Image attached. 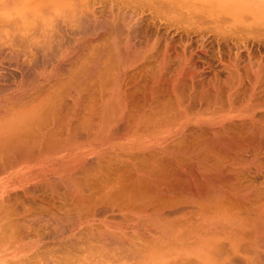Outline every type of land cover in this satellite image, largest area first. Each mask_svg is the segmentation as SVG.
<instances>
[{"label":"bare ground","instance_id":"6f19581e","mask_svg":"<svg viewBox=\"0 0 264 264\" xmlns=\"http://www.w3.org/2000/svg\"><path fill=\"white\" fill-rule=\"evenodd\" d=\"M106 1L0 0V264H264V0Z\"/></svg>","mask_w":264,"mask_h":264},{"label":"rangeland","instance_id":"374dc122","mask_svg":"<svg viewBox=\"0 0 264 264\" xmlns=\"http://www.w3.org/2000/svg\"><path fill=\"white\" fill-rule=\"evenodd\" d=\"M139 1H140V0H139ZM145 1H146V0H145ZM96 2H100V3L102 2V4H104V3H105V0H96ZM103 2H104V3H103ZM106 2H109V1L107 0ZM134 2H135V1H134ZM135 3H136V4H140L139 2H135ZM144 3H145V2H143V4H144ZM249 3H250V2H249ZM105 4H106V3H105ZM136 4H135V5H136ZM145 5H146V3L144 4V6H145ZM254 5H255V4H247V5H245L244 8L247 7L246 9H248V11H249V10H252V8L254 7ZM138 6H140V5H137V7H138ZM142 6H143V5L141 4V7H142ZM144 6H143V8H144ZM255 6H256V5H255ZM141 7H138V9H140ZM146 7H147V6H146ZM143 8H142V9H143ZM147 8H148V7H147ZM224 8H225V7H224ZM226 8H227V7H226ZM256 8H257L258 11H259V9L264 10L263 7H262V8H259L258 6H256ZM144 9H145V8H144ZM145 11H146V9H145ZM145 11H144V16H145V15H147V16H149V17H150V16H151V17L153 16V17L151 18L152 20H156L155 18H157L158 16L160 17V15H159L158 13H155V12H157V11H155V10H153V15H152V11L150 12V10L147 9V13H146V14H145ZM222 11H223L224 13H223V12H220V15H219V16L216 15V19H217V17H219L220 20H221V19L223 20V17H225V18H224V19H225V20H224L225 22H227V23H228V22L233 23V22H234V18H233V15H230V11H228V10H227V11H226V10H225V11L222 10ZM259 12H260V11H259ZM222 13H223V15H222ZM263 13H264V11H263ZM157 14H158V15H157ZM221 15H222L223 17H221ZM154 17H155V18H154ZM243 17L246 18L248 21H249L250 19L252 20V19H253V12H252V13H251V12H247L246 15H244ZM263 17H264V16H263ZM161 18H162V19H160V18L158 19V18H157V19H158V22H159L160 20H162V21L164 20L163 17H161ZM165 18H166V17H165ZM146 19H147V18H146V16H145V17H144L145 22L147 21ZM148 19L150 20V18H148ZM203 19H204V21H202ZM203 19L200 20L201 23L204 22V25H203V24H200L201 26L203 25L202 28H201V29H202L201 32H202L203 34L200 33L199 35H202V37H203V36H204V33H205V34H206V33H209L211 36H210L209 34H207V35H209V36H206V35H205L206 38H207L208 40H209V39L211 40V42L209 41V42L211 43V45H212V43H213V46H214V44L217 45V46L215 45L214 47H212V46H210V44H207V43H209V42H206V41H208V40L204 39V40H205L204 43L207 44V45L205 44V48H207V52H206V49H201V50H202V53H204V55H205V53H206L205 56L202 54L203 57H205V59H211V60H214V59H212V58H218V57H220V56H222V55L224 56V54H225V56L229 55L230 53H228V49H229V47H230L231 45H228V44H226V43H231V40H232V39H231V40L228 39V40L230 41V42H228V41L225 40L224 38H223L224 40H223L222 38H221V39H222V40H221L220 37H218V39L221 40V44H218V41H219V40L217 39V37H214V38H215V39H214L213 36H215V35H217V34H219V33H218L217 31H213V30H211V31H212L211 33L205 31L207 28L212 29L213 25L217 26L216 24H217L218 21H217V20L215 21V20L212 19V23H210L211 19H210V21H207V22H205V20H209L208 18H207V19L203 18ZM226 19H228V21H226ZM149 20H148V21H149ZM220 20H219V21H220ZM241 20H242V19H241ZM241 20H240V21H241ZM243 20H244V19H243ZM253 20H254V19H253ZM148 21L146 22V23L148 24V25H147L148 27H147V26H146V27H147L149 30H151V31L153 30L152 32H154V31L156 30V29L154 28L155 26H153V27L150 26L149 23H148ZM156 21H157V20H156ZM162 21H161V22H162ZM224 21H223V23H222L223 25L225 24ZM238 21H239V20H238ZM248 21H246V22H248ZM145 22L143 21V23H145ZM149 22H151V21H149ZM152 22H153V21H152ZM152 22H151L150 24H152ZM163 22H166V21H163ZM208 22H209L210 24H209ZM249 22H250V21H249ZM146 23H145V25H146ZM220 23H221V21H220ZM230 23H228V24H230ZM207 24H209V25L206 26ZM240 24H242V23H239L238 25H240ZM210 25H211V26H210ZM220 25H221V24H220ZM143 26H144V25H143ZM164 26H165V25H164ZM204 26L206 27V29H205ZM146 27L144 26V28H146ZM149 27H151V29H150ZM162 27H163V26H162ZM162 27L160 26V29H161L162 31H163V29H165L164 31H170V29H171V28H170V29L168 30L169 27L167 28V26H166L167 29H166L165 27L162 29ZM226 27H228V26H226ZM152 28H153V29H152ZM175 28H176L177 30H174V31L185 32V31H184V28H180V29H182V30H179L177 27H175ZM175 28H174V29H175ZM204 29H205V30H204ZM210 29H207V30L209 31ZM171 30H173V28H172ZM174 31H173V33H175ZM203 31H204V32H203ZM170 33L173 34L172 31H170ZM177 33L179 34L180 32H176V34H177ZM176 34H175V35H176ZM184 34H185V33H184ZM179 35H181V33H180ZM179 35H178V36H179ZM182 35H183V33H182ZM199 35H195V36H196V37H199ZM221 35H222V34H221ZM195 36H194V37H195ZM250 36H251V34H250L248 37H250ZM258 36H260V35H258ZM258 36H256V38H257ZM261 36H262V34H261ZM261 36H260V37H261ZM248 37H247V38H248ZM252 37H253V38H252ZM254 37H255V36L252 35V36L250 37V39L248 38L249 40H247V43L249 44V46L251 45V47L248 46V48L251 49V53L254 54V51H255V50L253 51V48L256 49V51H257L258 53H262V52H264V47L262 46V45L264 44V41H263V40H264V39H263L264 37L262 36V38H258L257 40H255L256 38H254ZM204 38H205V37H204ZM247 38H246V39H247ZM216 39H217L218 41H217V43H214V41H215ZM259 39H260V40H259ZM261 39H262V40H261ZM212 40H213V42H212ZM258 40H259V42H257ZM222 41H223L226 45H225ZM261 41H262V42H261ZM215 42H216V41H215ZM260 42L262 43V45H261ZM219 43H220V42H219ZM231 44H232V43H231ZM248 44H247V45H248ZM208 45H209V47H206V46H208ZM221 45H223V46H221ZM227 45H228V47H225V46H227ZM203 46H204V45L202 44L201 47L204 48ZM220 46H221V47H220ZM215 47H216V48L219 47L220 49H216ZM252 47H253V48H252ZM209 48H210V49H212V48L214 49V48H215V50H217V51L219 50V51H218V55H219V52H220V55H219V56H218V55H215V57H213V56H214V55H213V54H214L213 52H216V51H215V50H214V51L212 50V51H213V52H212V51L209 50ZM203 50H205V51L203 52ZM209 51H210V52H209ZM225 51H226V53H228L227 55H226ZM256 51H255V54H258V53H256ZM259 51H260V52H259ZM208 52H209L211 55H213V56L210 55V56H211V57H210ZM229 52H230V49H229ZM216 53H217V52H216ZM216 53H215V54H216ZM222 53H224V54H222ZM263 54H264V53H263ZM207 55H208V56H207ZM206 56H207L208 58H206ZM216 56H217V57H216ZM225 56H224V57H225ZM209 57H210V58H209ZM215 63H216V61H215ZM218 65H219V64H218ZM219 66H220V65H219ZM206 69H207L206 71L210 72V68H209L208 66L206 67Z\"/></svg>","mask_w":264,"mask_h":264}]
</instances>
